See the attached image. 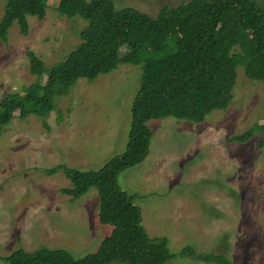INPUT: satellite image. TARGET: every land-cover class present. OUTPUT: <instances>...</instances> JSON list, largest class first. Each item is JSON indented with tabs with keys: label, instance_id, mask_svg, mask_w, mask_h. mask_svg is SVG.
<instances>
[{
	"label": "rangeland",
	"instance_id": "374dc122",
	"mask_svg": "<svg viewBox=\"0 0 264 264\" xmlns=\"http://www.w3.org/2000/svg\"><path fill=\"white\" fill-rule=\"evenodd\" d=\"M191 0H114L118 9L133 8L156 17L164 6ZM264 9V0H256ZM50 0L44 20L30 17L29 34L16 24L8 42L0 41V102L33 84L27 51L50 68L81 43L88 23L58 11ZM4 3L0 0V22ZM155 48V45L153 46ZM128 50L124 49L126 53ZM141 55V48L137 49ZM142 65L122 64L96 81L80 79L46 119L30 116L0 128V256L19 247L65 249L76 258L98 250L112 227L99 221V195L92 189L79 200L62 193L71 188L66 165L99 171L126 153L132 107L141 87ZM233 102L204 123L175 118L149 123L153 132L144 163L124 172L120 187L136 195L143 225L152 238L169 240L172 255L188 247L223 254L235 264H264L263 134L247 143L232 138L264 125V84L237 70ZM47 124V127L45 126ZM168 264H205L176 257Z\"/></svg>",
	"mask_w": 264,
	"mask_h": 264
},
{
	"label": "trees",
	"instance_id": "16d2710c",
	"mask_svg": "<svg viewBox=\"0 0 264 264\" xmlns=\"http://www.w3.org/2000/svg\"><path fill=\"white\" fill-rule=\"evenodd\" d=\"M1 1L0 41L6 43L16 24L28 35L30 17L44 20L50 0ZM58 11L88 23L81 33L82 43L50 68L35 52L27 51L37 80L23 95L15 92L0 102V128L9 126L16 112L21 120L32 115L46 120L56 110L57 97L68 95L80 79L94 82L122 64H141V87L132 107L126 153L99 171L66 165L47 170L49 175L64 172L71 188L62 193L72 200L97 189L99 221L113 230L96 252L83 258L65 249L41 247L27 252L19 247L9 256H0V264H168L176 257L235 264L223 254L199 253L191 246L172 255L167 238L150 237L137 196L123 191L119 178L148 157L153 137L150 122L175 118L202 124L215 111H227L240 67L250 80L264 84V9L256 0H191L178 7L166 5L152 17L133 8L118 9L114 0H60ZM258 134H263L258 145L263 149L264 125H255L231 141L244 144Z\"/></svg>",
	"mask_w": 264,
	"mask_h": 264
}]
</instances>
